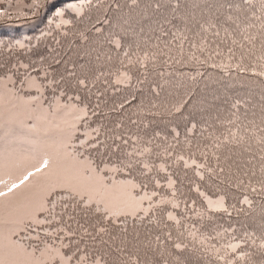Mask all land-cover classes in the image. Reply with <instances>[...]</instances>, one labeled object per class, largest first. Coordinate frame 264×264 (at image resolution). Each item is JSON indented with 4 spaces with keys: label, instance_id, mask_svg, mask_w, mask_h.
<instances>
[{
    "label": "snow or ice",
    "instance_id": "obj_1",
    "mask_svg": "<svg viewBox=\"0 0 264 264\" xmlns=\"http://www.w3.org/2000/svg\"><path fill=\"white\" fill-rule=\"evenodd\" d=\"M142 2L0 0L8 28L47 17L0 27V264H264V215L216 224L264 200V99L161 123L209 69L264 82V0Z\"/></svg>",
    "mask_w": 264,
    "mask_h": 264
},
{
    "label": "trees",
    "instance_id": "obj_2",
    "mask_svg": "<svg viewBox=\"0 0 264 264\" xmlns=\"http://www.w3.org/2000/svg\"><path fill=\"white\" fill-rule=\"evenodd\" d=\"M23 2L26 3L27 0H23ZM137 2L140 4L141 8L144 7V3L142 2V0H137ZM164 2L167 3L168 0H164ZM3 3L4 7L9 8L10 14H12L13 16L17 15L14 9L16 4L18 3V0H3ZM120 3L122 5H130L132 3V0H120ZM126 11L127 7L125 8V12ZM105 18L111 20L112 16L111 14H108L107 16H105V14H100V20H103ZM46 19L47 17L44 16L38 19L33 24H24L15 29L8 28L6 24L0 25V27L4 28L12 35L37 33L44 27ZM113 24L115 25V21H113ZM93 26L101 27V25L99 24V20L93 19L90 25H86V27L89 28ZM101 30L103 32L108 31L107 27H101ZM93 34L95 35V33ZM176 67L180 69L179 65H177ZM181 70L184 72H189L190 75H195V73L190 72V66L183 67ZM121 71L123 72V70ZM141 79H143V77H141ZM205 82H207V84ZM225 83L227 87H225ZM133 91H135V89H133ZM211 92H216V94L222 99V102L218 106L221 117H226L229 115L225 106L226 103L233 101L235 98H243V100H246L249 103L245 105L244 108L238 110L237 114L239 115L240 119L243 120L245 114H247L249 119H251L253 111L255 112L257 118H259V102L264 99V82H261L256 77L240 75L235 72L229 75L228 72H225L222 69H209L204 78V81H201L198 85L196 97L191 101L188 107L184 109L181 113H174V115L171 117L163 118L161 120V123L168 125V127H175L177 124H182L183 122L187 121L190 118L189 113L194 110L193 106L204 99L205 93ZM224 98H226V101H224ZM176 106L179 107V104H177ZM245 108L249 109L247 113H245ZM224 131L225 129L223 128L218 129L216 130V135L219 136ZM178 174L181 175V177L183 176V173ZM209 195H211V191H209ZM236 195L237 194L235 193L233 194V196ZM262 215H264V200H258L255 201L252 206L251 215L247 217H240L239 220H228L227 217H224L223 219H218L216 221V224L221 225L222 228H228L229 224L233 225L236 228H240L241 225H244L246 227L248 223L260 222ZM221 242L224 241L222 240ZM201 264H204V262L201 261Z\"/></svg>",
    "mask_w": 264,
    "mask_h": 264
}]
</instances>
